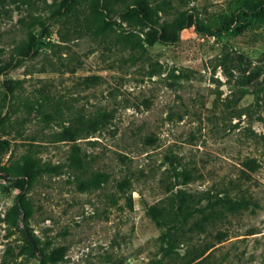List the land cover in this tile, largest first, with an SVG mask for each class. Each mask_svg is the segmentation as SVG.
<instances>
[{
  "label": "rangeland",
  "instance_id": "obj_1",
  "mask_svg": "<svg viewBox=\"0 0 264 264\" xmlns=\"http://www.w3.org/2000/svg\"><path fill=\"white\" fill-rule=\"evenodd\" d=\"M58 2L0 0V166L33 173L26 227L7 212L27 177L0 170V264H42L27 237L56 264H264V26L232 20L237 0H170L163 18L187 11L209 32L142 49L121 36L142 26L116 16L96 33L86 9L56 16ZM178 191L257 205L194 214L168 251L150 212L165 218Z\"/></svg>",
  "mask_w": 264,
  "mask_h": 264
},
{
  "label": "trees",
  "instance_id": "obj_2",
  "mask_svg": "<svg viewBox=\"0 0 264 264\" xmlns=\"http://www.w3.org/2000/svg\"><path fill=\"white\" fill-rule=\"evenodd\" d=\"M170 0H160L152 3V0H132L121 7H116L114 0H59L54 9L56 16L75 15L79 19V12L83 9L87 10L85 16L86 26L91 27L96 33H104L113 29V24L120 21H126L128 24L140 25L142 29L139 31L126 30L121 33V36L138 47L145 49V45H153L156 42L160 43H174L180 38V31L183 28L194 25L198 32H209V28L197 22V18L187 11L178 13L172 19L163 18V13L166 9L170 8ZM116 16L120 21L116 20ZM242 16L250 17L258 26H264V0H237V4L233 10L232 20H240ZM231 20V21H232ZM143 34V35H141ZM32 38V34L30 35ZM29 41H25L19 48L21 52L29 49ZM10 82V81H9ZM13 88L7 87L4 93V100L10 101L13 96ZM1 107V105H0ZM46 115V114H45ZM0 118L1 111H0ZM98 119L91 118L87 123H81L82 126L87 124L89 130L95 131L98 126ZM82 126L68 127V136L76 138L79 134L78 130H82ZM25 160L30 164V156L26 155ZM0 170L6 172L8 176L25 175L27 178L21 180L15 179L13 186L18 188L16 200L12 207L7 212V218L14 224H18V220L24 223L27 227L26 220L30 216L31 207L26 198V192L29 189L30 181L32 179V170L25 167L23 173L16 169H10L1 165ZM174 175L180 179V183H186L192 178V173L189 169L183 168L175 170ZM1 176V175H0ZM106 173L96 172L93 174V180H105ZM207 203L205 205L199 204L197 197L191 193L178 191L174 197V205L169 209L170 214L165 218L157 212H150V216L158 225H165L166 229L162 234L165 241L166 250L170 251L173 246L174 233L183 222H186L191 216L196 213L201 214L202 222L212 221L220 217L224 211H235L242 208H249L256 206L257 203L250 198L246 197H232L227 192L220 194H207ZM206 209H209V211ZM29 246L34 254V251H39L42 257V264L57 263L55 254H46L38 245L36 240L29 239ZM36 254V253H35ZM197 261L193 264H199Z\"/></svg>",
  "mask_w": 264,
  "mask_h": 264
},
{
  "label": "water",
  "instance_id": "obj_3",
  "mask_svg": "<svg viewBox=\"0 0 264 264\" xmlns=\"http://www.w3.org/2000/svg\"><path fill=\"white\" fill-rule=\"evenodd\" d=\"M6 176H8V174H6Z\"/></svg>",
  "mask_w": 264,
  "mask_h": 264
}]
</instances>
